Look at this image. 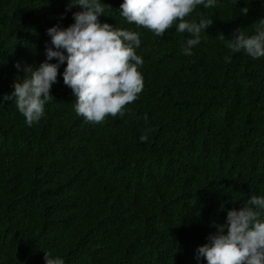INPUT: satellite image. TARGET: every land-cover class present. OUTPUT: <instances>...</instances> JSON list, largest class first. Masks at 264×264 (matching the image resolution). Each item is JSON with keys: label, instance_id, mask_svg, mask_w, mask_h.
I'll return each instance as SVG.
<instances>
[{"label": "trees", "instance_id": "1", "mask_svg": "<svg viewBox=\"0 0 264 264\" xmlns=\"http://www.w3.org/2000/svg\"><path fill=\"white\" fill-rule=\"evenodd\" d=\"M101 2L111 7L101 22L140 33L143 91L123 117L88 122L63 82L65 61L29 126L3 97L24 65L46 60L47 30L82 9L0 0V264H45L44 252L64 264H207L196 249L227 212L264 197V57L226 46L237 28L255 34L264 0L197 6L186 19L213 24L191 55L177 25L157 37L120 15L123 0Z\"/></svg>", "mask_w": 264, "mask_h": 264}, {"label": "clouds", "instance_id": "2", "mask_svg": "<svg viewBox=\"0 0 264 264\" xmlns=\"http://www.w3.org/2000/svg\"><path fill=\"white\" fill-rule=\"evenodd\" d=\"M200 5L205 9L214 8L217 0H123L120 15L157 37L177 25L176 31L192 37L183 47L184 54L191 55V48L201 42V33L213 24V19L203 14L199 22L186 19ZM77 6L82 10L73 13V24L66 28L56 25L47 30L53 47L46 46V60L37 67L24 65L23 80L17 77L14 91L3 97L4 101L15 102L29 126L40 121L46 103L54 98L51 88L58 82L59 67L65 61L63 82L76 98V114L88 122L100 124L107 116L123 117L126 107L143 91L144 80L138 66L144 61L136 53L141 45L140 33L101 22L99 17L105 16L106 7L111 8L101 0H69L66 11ZM240 12L247 15L248 8ZM220 39L226 38L222 34ZM226 46L232 53L243 51L253 59L264 57V19L259 20L253 35L237 28ZM53 59L57 63H49ZM229 59L226 57V61ZM15 67L21 70V63L17 62ZM140 139L145 141L147 136ZM262 211L264 197L256 195L239 210H229L226 225H218L217 232L207 237L208 243L196 249V259L203 258L207 264H264ZM44 261L64 264L63 259L53 257L50 252H44Z\"/></svg>", "mask_w": 264, "mask_h": 264}]
</instances>
